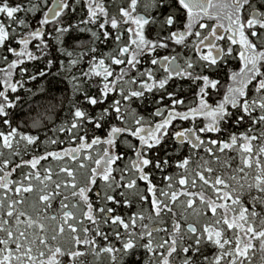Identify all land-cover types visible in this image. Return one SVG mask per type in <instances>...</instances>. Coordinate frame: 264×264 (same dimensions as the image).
<instances>
[{
	"label": "snow or ice",
	"instance_id": "obj_1",
	"mask_svg": "<svg viewBox=\"0 0 264 264\" xmlns=\"http://www.w3.org/2000/svg\"><path fill=\"white\" fill-rule=\"evenodd\" d=\"M0 264H264V0H0Z\"/></svg>",
	"mask_w": 264,
	"mask_h": 264
}]
</instances>
